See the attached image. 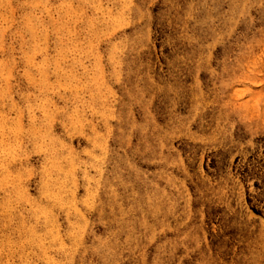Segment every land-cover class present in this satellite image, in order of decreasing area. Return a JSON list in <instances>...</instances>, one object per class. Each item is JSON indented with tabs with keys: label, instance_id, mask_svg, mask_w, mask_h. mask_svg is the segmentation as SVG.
I'll return each mask as SVG.
<instances>
[{
	"label": "rangeland",
	"instance_id": "374dc122",
	"mask_svg": "<svg viewBox=\"0 0 264 264\" xmlns=\"http://www.w3.org/2000/svg\"><path fill=\"white\" fill-rule=\"evenodd\" d=\"M0 264H264V0H0Z\"/></svg>",
	"mask_w": 264,
	"mask_h": 264
}]
</instances>
